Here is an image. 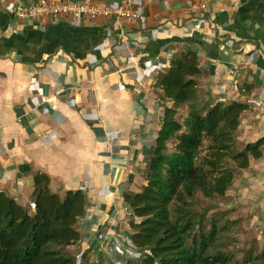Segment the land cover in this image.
I'll return each instance as SVG.
<instances>
[{
	"label": "crops",
	"instance_id": "1",
	"mask_svg": "<svg viewBox=\"0 0 264 264\" xmlns=\"http://www.w3.org/2000/svg\"><path fill=\"white\" fill-rule=\"evenodd\" d=\"M136 7L143 30L135 20L87 16L17 21L0 6V189L31 209L38 172L48 174L52 191L63 196L70 188L85 189V233L95 227L105 233L108 223L117 231L125 215L137 212L127 196L141 191V163L149 160L164 109L173 105L161 82L171 50L199 52L203 100L248 103L240 148L264 138V0H245L238 9L215 0L212 21L227 32L214 34L185 25L193 11L175 0H136ZM18 36L26 43L16 50L8 40ZM245 83L254 88L242 95ZM234 183L228 203L244 201L246 207L232 210L233 223L218 220L241 225L238 237L229 234L232 244L247 235L246 242H259L262 251L264 154L253 157Z\"/></svg>",
	"mask_w": 264,
	"mask_h": 264
},
{
	"label": "trees",
	"instance_id": "2",
	"mask_svg": "<svg viewBox=\"0 0 264 264\" xmlns=\"http://www.w3.org/2000/svg\"><path fill=\"white\" fill-rule=\"evenodd\" d=\"M8 42L16 50L26 43L19 36ZM200 60L194 50L173 52L162 75V87L173 105L162 113L141 191L127 196L138 210L131 236L147 250L139 262L120 255L127 264H231L236 258L229 235L232 227L214 217L215 209L210 215L203 213L198 202L200 197L225 198L240 171L250 168L253 157L263 156L264 138L239 147L241 118L250 107L236 99L213 104L203 100ZM253 88L245 83L241 94ZM181 109L187 111L183 120L178 117ZM34 185V211L0 189V264H115L103 238L81 227L89 202L85 189L70 188L64 196L53 192L51 178L43 172L35 175ZM237 248L245 253L243 247ZM250 248L257 253L250 264H264V249L255 252L256 244Z\"/></svg>",
	"mask_w": 264,
	"mask_h": 264
},
{
	"label": "built area",
	"instance_id": "3",
	"mask_svg": "<svg viewBox=\"0 0 264 264\" xmlns=\"http://www.w3.org/2000/svg\"><path fill=\"white\" fill-rule=\"evenodd\" d=\"M148 5L149 0H145ZM173 1V0H166ZM181 5H188L193 11V17L191 21H188L185 25H196L202 28H209L208 32H227L226 30L220 31L217 26H214L212 18V3L215 0H175ZM229 5L234 9L240 8L245 0H227ZM0 6L11 17H14L17 21L37 20L42 18H72L78 19L83 16H87L91 19H103V20H135L140 24L141 30L144 26V15L139 12L136 7V0H122L120 4L113 5L107 2H99L98 0H11L0 2ZM197 19L205 21L203 24ZM219 35H216V37ZM244 44V43H243ZM241 44V46H243ZM172 54V50L170 51ZM203 69V66H202ZM64 89L58 90L62 92ZM34 96V95H33ZM37 98V97H35ZM28 111L29 108L26 107ZM251 124L246 125V128H252ZM121 154V153H116ZM131 217V214L130 216ZM131 220L128 219L121 223L120 229L115 231L114 223L110 224L109 228H106L105 233L99 234V239L103 238V245L106 246V251L113 255L114 261L117 262L115 253L127 254L129 257L140 259L141 253H144V247L138 246L131 236L133 228H131ZM130 225V226H129Z\"/></svg>",
	"mask_w": 264,
	"mask_h": 264
},
{
	"label": "rangeland",
	"instance_id": "4",
	"mask_svg": "<svg viewBox=\"0 0 264 264\" xmlns=\"http://www.w3.org/2000/svg\"><path fill=\"white\" fill-rule=\"evenodd\" d=\"M186 113H187V111L185 112V110L183 111V109H181L180 110V113L178 115L179 119L180 120H183L184 117H185V115H186ZM248 142L249 141L247 140L246 143H248ZM170 149H171V151L174 150V142H170ZM141 164L144 165V166H146L147 163L145 161H143ZM138 167H140V166H138ZM138 172H140L139 171V168L136 169V172H135L136 175H138ZM142 172H144V171H142ZM136 178H138V176ZM139 180L143 182V180H144V174L143 173L139 176ZM235 185H236V183H234L233 188L235 187ZM240 193H241V191H240ZM200 195L203 196L201 193H200ZM235 197H236V195H234V199H235ZM252 197L254 198L255 195H253ZM229 200L231 201L230 194L228 196H226L225 198H218L217 201H214V200L210 201V200H206V199L200 197L199 198V202H198V209L202 210L203 213H206V214L209 213V215H210V212H211L210 210H212V211H215L216 210L215 211V215H214L215 218L220 219V217H221L222 220H226V219H232V220H234V219H236L237 212L236 211H232V210H234L235 208H239V207H246V205L244 206V201L243 202L242 201H238L237 203H235V202L228 203ZM228 207H231V208H234V209H229ZM30 210H33V209H30ZM137 216H138V210H137V212H132L131 213V217H129L128 215H125L124 221L126 220V218H128V219L135 218L136 219ZM208 217H210V216H208ZM130 222H131V220L129 221V223ZM81 227L84 230L83 222L81 224ZM241 230H242L241 225H239V226H238V224L237 225H233V228L230 231V235H231L232 239L235 238V235H236V237H238L237 234L239 232H241ZM95 233H97V228L96 227L93 229V231H92L91 234L94 236ZM245 236H244V239H243L244 241L243 242H246L248 240L247 237H249L247 235H245ZM236 240H238V241L236 243H234L233 246H232L233 247L232 248V253L236 255L235 256L236 258H234V260L232 261L231 264H235V262L237 260H240V264H250V262L252 261V258L254 257V255L257 254V253H251L250 252V250H251L250 247L252 245L251 242L248 241V242H246L244 244L240 240V238H237ZM86 243H87V245L90 243L89 242V238H87ZM259 245H260V243L258 242V244H256L255 252H258L259 251V249H258L259 248ZM237 247H243L245 253H243V252L242 253H238L239 250H238ZM237 256H239V257H237ZM117 261H118V258H117ZM116 264H118V262Z\"/></svg>",
	"mask_w": 264,
	"mask_h": 264
},
{
	"label": "clouds",
	"instance_id": "5",
	"mask_svg": "<svg viewBox=\"0 0 264 264\" xmlns=\"http://www.w3.org/2000/svg\"><path fill=\"white\" fill-rule=\"evenodd\" d=\"M102 245V244H101ZM141 247V246H140ZM145 248V250L143 251L144 253H141L142 254V257L140 258V259H135V258H132V257H129V255H127V254H121V253H115V256H116V258H118V264H127V262H123L121 259H120V255H127L130 259H132V261H134V260H137L138 262L139 261H142L143 260V256H144V254H145V251L147 250V248L146 247H144ZM109 254V256L111 257V258H113L114 259V257H113V255H111L110 253H108ZM116 261H115V264L117 263Z\"/></svg>",
	"mask_w": 264,
	"mask_h": 264
}]
</instances>
